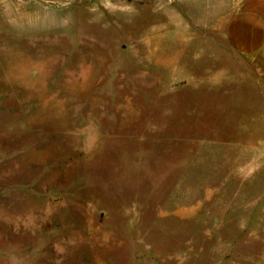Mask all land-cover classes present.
<instances>
[{"label":"rangeland","instance_id":"obj_1","mask_svg":"<svg viewBox=\"0 0 264 264\" xmlns=\"http://www.w3.org/2000/svg\"><path fill=\"white\" fill-rule=\"evenodd\" d=\"M231 2L0 0V264H264V61L201 28Z\"/></svg>","mask_w":264,"mask_h":264},{"label":"crops","instance_id":"obj_2","mask_svg":"<svg viewBox=\"0 0 264 264\" xmlns=\"http://www.w3.org/2000/svg\"><path fill=\"white\" fill-rule=\"evenodd\" d=\"M229 7L201 19V28L221 32L223 45L236 56L259 64L264 61V0H232Z\"/></svg>","mask_w":264,"mask_h":264}]
</instances>
